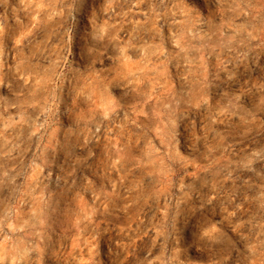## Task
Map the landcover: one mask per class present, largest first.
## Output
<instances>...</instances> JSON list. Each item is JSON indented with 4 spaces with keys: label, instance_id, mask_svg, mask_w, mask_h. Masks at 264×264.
<instances>
[{
    "label": "rangeland",
    "instance_id": "rangeland-1",
    "mask_svg": "<svg viewBox=\"0 0 264 264\" xmlns=\"http://www.w3.org/2000/svg\"><path fill=\"white\" fill-rule=\"evenodd\" d=\"M232 5L0 0V256L14 246L18 264H104L117 255L157 264L167 247L161 230L191 223L215 235L217 220L203 217L202 205L214 204L223 220L229 202L264 199L242 183L243 168L223 167L234 159L226 145L236 129L253 143L264 136V58L238 42ZM81 15L84 65L69 90ZM169 109L191 113L210 151L203 165H187L184 189L174 176V186L161 183L171 164L156 160L170 147ZM240 226L235 220L233 235Z\"/></svg>",
    "mask_w": 264,
    "mask_h": 264
},
{
    "label": "clouds",
    "instance_id": "clouds-1",
    "mask_svg": "<svg viewBox=\"0 0 264 264\" xmlns=\"http://www.w3.org/2000/svg\"><path fill=\"white\" fill-rule=\"evenodd\" d=\"M232 11L235 12L238 21L235 29L238 42L245 45L253 55L264 58V0H233ZM85 30L86 25L81 15L80 24L73 29V57L66 69L69 90L72 78L79 74L80 68L84 65V60L77 58V52L83 55L81 45ZM71 111L74 110L69 109V113ZM166 119L167 124L163 132L170 147L168 152L157 156L156 160L161 163L168 161L171 168L162 169L161 183L174 186L170 184V179L174 176L180 182L181 189H184L187 187L184 177L192 172L187 165L195 162L203 165L210 154V151H205L206 133L204 137L195 135V131L189 125V120L194 119L190 112L177 114L176 109H169ZM230 138L234 143L226 145V148L234 159L227 160L225 156L227 162L223 167L227 169L232 166L233 170L243 168L240 176L247 179L242 183L249 188L258 186L264 191V148H260V145L264 144V136L256 137L257 143H253L252 136L243 135L236 129ZM253 148L260 150L254 152ZM238 155L239 159H235ZM229 206L232 212L223 220L212 215L214 204L211 202L197 210L203 217L217 220V225L212 229L215 235H210L208 231L197 233L191 223L186 228L158 232L167 247L161 248L160 255L154 257L157 264H190L191 261L205 260H211L214 264H264V199H249L245 196L243 199L238 198L235 204L229 202ZM250 215L251 219L246 221L244 218ZM237 219L241 220V226L234 229L236 234L233 235L232 226ZM249 224H252L251 228L248 227ZM18 259L17 249L14 246H6L0 256V264H18ZM109 259L113 264H125V261L126 264H153L147 257H144L143 261L135 257L132 259L125 257V261H120L118 255L106 258L104 264H109Z\"/></svg>",
    "mask_w": 264,
    "mask_h": 264
}]
</instances>
